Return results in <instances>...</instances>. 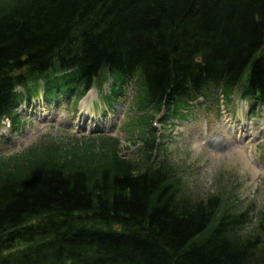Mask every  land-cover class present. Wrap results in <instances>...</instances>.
<instances>
[{
	"label": "trees",
	"instance_id": "1",
	"mask_svg": "<svg viewBox=\"0 0 264 264\" xmlns=\"http://www.w3.org/2000/svg\"><path fill=\"white\" fill-rule=\"evenodd\" d=\"M108 78L111 108L130 88L137 152L45 135L0 155V264H264V204L192 196L153 125L200 99L264 106V0H0V125Z\"/></svg>",
	"mask_w": 264,
	"mask_h": 264
},
{
	"label": "rangeland",
	"instance_id": "2",
	"mask_svg": "<svg viewBox=\"0 0 264 264\" xmlns=\"http://www.w3.org/2000/svg\"><path fill=\"white\" fill-rule=\"evenodd\" d=\"M111 80L102 85V92L109 93ZM100 92L93 87L76 105L78 114L71 108L60 105L49 113L41 98L32 99L33 105H22L19 110L23 125L13 131L7 121L0 125V155L21 150L25 146L45 138V135L59 139L71 136H115L123 146L122 153L133 155L137 145L123 123L128 119L127 110L131 101L130 88L114 102L113 111L95 121L87 119L82 128H77V119H84V112L99 115L108 110L101 101ZM60 104V103H59ZM54 103L52 105H59ZM83 111V112H82ZM250 114L248 103L236 93L232 102L224 105L219 100L192 104L187 118L165 120L159 115L153 125L165 136L172 162L184 175L192 196L205 197L216 190L232 191L241 207L253 205L255 215L264 204V107L255 108ZM80 114V115H79ZM76 117V118H75ZM84 117V118H79ZM74 118V120H73ZM105 125L102 128L100 121ZM104 120V121H102ZM165 121V124L162 122ZM97 123L99 130H85ZM161 124L164 125L161 127ZM128 146V147H127ZM127 147V148H125ZM250 208V207H249Z\"/></svg>",
	"mask_w": 264,
	"mask_h": 264
},
{
	"label": "bare ground",
	"instance_id": "3",
	"mask_svg": "<svg viewBox=\"0 0 264 264\" xmlns=\"http://www.w3.org/2000/svg\"><path fill=\"white\" fill-rule=\"evenodd\" d=\"M80 118V117H79Z\"/></svg>",
	"mask_w": 264,
	"mask_h": 264
}]
</instances>
